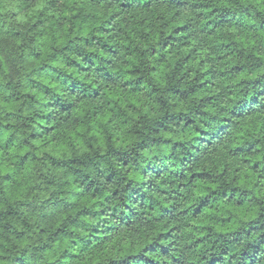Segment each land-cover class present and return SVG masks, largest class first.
<instances>
[{"label":"clouds","instance_id":"clouds-1","mask_svg":"<svg viewBox=\"0 0 264 264\" xmlns=\"http://www.w3.org/2000/svg\"><path fill=\"white\" fill-rule=\"evenodd\" d=\"M0 264H264V0H0Z\"/></svg>","mask_w":264,"mask_h":264}]
</instances>
